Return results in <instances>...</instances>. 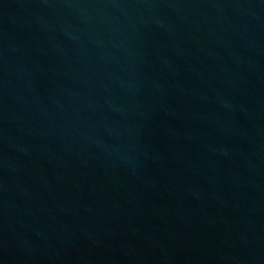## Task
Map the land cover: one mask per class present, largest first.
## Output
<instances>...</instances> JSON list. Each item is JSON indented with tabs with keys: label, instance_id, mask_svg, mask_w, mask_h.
<instances>
[{
	"label": "water",
	"instance_id": "obj_1",
	"mask_svg": "<svg viewBox=\"0 0 264 264\" xmlns=\"http://www.w3.org/2000/svg\"><path fill=\"white\" fill-rule=\"evenodd\" d=\"M0 264H264V0H0Z\"/></svg>",
	"mask_w": 264,
	"mask_h": 264
}]
</instances>
